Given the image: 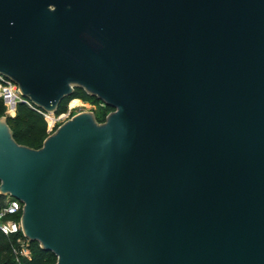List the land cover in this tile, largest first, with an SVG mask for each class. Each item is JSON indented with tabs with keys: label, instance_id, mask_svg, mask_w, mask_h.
<instances>
[{
	"label": "water",
	"instance_id": "1",
	"mask_svg": "<svg viewBox=\"0 0 264 264\" xmlns=\"http://www.w3.org/2000/svg\"><path fill=\"white\" fill-rule=\"evenodd\" d=\"M0 74L53 113L0 116V195L54 264H264V0H0Z\"/></svg>",
	"mask_w": 264,
	"mask_h": 264
},
{
	"label": "trees",
	"instance_id": "2",
	"mask_svg": "<svg viewBox=\"0 0 264 264\" xmlns=\"http://www.w3.org/2000/svg\"><path fill=\"white\" fill-rule=\"evenodd\" d=\"M88 101L91 104L99 106L100 114L94 117L96 121H102L106 112L111 110L109 106L100 105L101 101L85 94L80 88L74 87L71 94L64 96L56 105L54 113L64 111L65 103L68 106L76 101ZM5 105L0 98V116L3 114ZM8 111L10 109L8 108ZM45 117L50 122V113ZM5 123L9 128L12 139L21 145L30 148H37L46 134V123L43 117L27 107L21 102H16L13 107V114L5 116ZM6 195H0V207L3 205ZM16 214H5L3 217L8 219H17ZM21 248L26 249V255L20 252ZM55 257L49 252L39 248L36 241L27 240L20 231L9 234H3L0 231V264H54Z\"/></svg>",
	"mask_w": 264,
	"mask_h": 264
},
{
	"label": "built area",
	"instance_id": "3",
	"mask_svg": "<svg viewBox=\"0 0 264 264\" xmlns=\"http://www.w3.org/2000/svg\"><path fill=\"white\" fill-rule=\"evenodd\" d=\"M0 98L2 99L4 105L11 110H13L14 104L16 102H21L25 104L27 107L39 113L43 117L46 123L47 133H50L57 124H59L60 122H62L63 120L69 117L67 111L66 112L63 111L59 113H50V122H48L47 118L45 117L47 112H44L41 109L35 107L28 99L23 98L19 94L16 85L9 79L2 76L1 74H0ZM102 104L103 103L101 102L100 105ZM4 111L6 112L7 115L10 116V114H8L6 110ZM20 206L21 203L17 199L10 196L6 197L3 205L0 207V231L3 234L6 235L9 233L19 231V222H18L19 215L17 219H8V218H4L3 216L5 214H16L17 212H20ZM20 252L26 255L25 248H21Z\"/></svg>",
	"mask_w": 264,
	"mask_h": 264
},
{
	"label": "rangeland",
	"instance_id": "4",
	"mask_svg": "<svg viewBox=\"0 0 264 264\" xmlns=\"http://www.w3.org/2000/svg\"><path fill=\"white\" fill-rule=\"evenodd\" d=\"M79 101L73 102L68 106V102L67 101L65 103V109L64 111L68 112V116L70 117L72 114L76 113V112H80V111H91L93 114V117H97L100 114L99 111V106L95 105V104H91L88 101H82L79 98H77ZM8 114L12 115L13 114V110L10 109V111H8V108L5 106V109ZM54 113V112H53ZM95 119V118H94Z\"/></svg>",
	"mask_w": 264,
	"mask_h": 264
}]
</instances>
